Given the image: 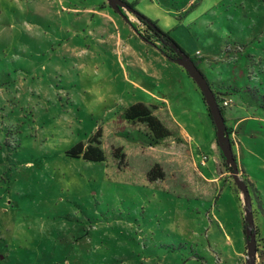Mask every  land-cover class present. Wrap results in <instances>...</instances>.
<instances>
[{
  "label": "rangeland",
  "instance_id": "1",
  "mask_svg": "<svg viewBox=\"0 0 264 264\" xmlns=\"http://www.w3.org/2000/svg\"><path fill=\"white\" fill-rule=\"evenodd\" d=\"M41 1L0 0L3 264H247L245 198L234 189L202 92L188 72L181 66L180 73L168 70L151 80L169 95L170 103L154 113L171 135L150 146L146 125L111 109L109 90L127 88L116 84L117 63L65 9L112 8L108 1L50 0L51 12ZM126 1L169 32L217 92L231 91L224 116L253 198L256 264H264V0ZM125 13L172 54L136 14ZM74 43L99 51L102 61L97 55L82 70L76 63L84 56L66 52ZM165 79L167 87L160 83ZM88 86L103 88L104 101ZM100 126L106 160L66 153ZM115 147L125 152L122 162L112 155ZM201 156L208 159L200 168L219 181L198 174L192 157L201 163ZM154 164L163 178H148Z\"/></svg>",
  "mask_w": 264,
  "mask_h": 264
},
{
  "label": "crops",
  "instance_id": "2",
  "mask_svg": "<svg viewBox=\"0 0 264 264\" xmlns=\"http://www.w3.org/2000/svg\"><path fill=\"white\" fill-rule=\"evenodd\" d=\"M52 2L54 1L52 0ZM41 4L44 9L47 8V10L51 12L52 7H50V0H42ZM65 9L68 11L73 10V12L76 13L74 20L84 22L88 28V33H92L94 35L95 41L97 43L103 44L107 47V55L111 56L113 62L117 63L119 67V75H117V78H115L116 84L124 83V85H127V88L117 89L115 91L116 93H113L111 91L112 89L108 88L110 89L109 94L115 97L114 103H116V105L113 106L115 108H111L116 110L115 115L119 116L121 114L120 112H123V110L128 105L135 102H144L148 105H154L156 108L159 104H165L166 102L170 103V98L168 93L166 94V89L163 88V93L161 94L160 92H157L155 89H153L150 83L152 79H162L163 74L166 73L165 71L171 70V72L176 71L177 73H180V68L182 67L181 65H178V63L175 64L174 60L168 58V56H166V54H164L158 46L141 37L138 31L134 28V23L130 20L128 15L127 17L122 16L113 8L108 6H78L73 8L68 7ZM77 29L79 28H75L76 32L79 31ZM122 30L126 35H128L129 39L133 40L132 42H129L130 40H125L123 38ZM197 51L198 49L196 52ZM66 52H68L75 59H77V57L80 58L84 56L80 62L77 61L76 63L82 70H88L87 68L91 66V63L94 60L96 61L97 55L100 61H102L103 58L102 53L99 51L89 49L87 46H80V44L77 43L67 46ZM107 55H105V57H107ZM168 81L169 79H165L160 83H165L166 85L164 87H167ZM88 89H92L95 91L96 95H100L98 98L99 102L104 101L103 88L88 86ZM225 97H228L232 100L230 94L225 95ZM160 110L161 109L158 111ZM120 124L123 125V123ZM103 126H105V124ZM103 126H100V128ZM235 136V132L232 128L231 138L233 141V150L237 141ZM234 139L236 141H234ZM212 148L215 150L214 142H212ZM203 157H205V155H203ZM203 157L201 156V163H199L196 158L192 157L194 164L197 167L199 166L198 174H200L206 180L219 181L220 175L209 176L203 169L200 168V165H207L208 158L204 160Z\"/></svg>",
  "mask_w": 264,
  "mask_h": 264
},
{
  "label": "trees",
  "instance_id": "3",
  "mask_svg": "<svg viewBox=\"0 0 264 264\" xmlns=\"http://www.w3.org/2000/svg\"><path fill=\"white\" fill-rule=\"evenodd\" d=\"M128 4L131 7H133L132 3H128ZM136 16L142 23H144L146 25V27L149 30H151L153 32V34L155 36H157L159 39L164 41V47L165 48L168 47L170 49V51L172 52V54L169 53L168 51H166L162 47H159V49L164 54H166V56H168V58L173 60L174 58H176L179 55L178 51L183 52V53L185 52L184 49L173 39V37H171L169 32L162 30L157 25V23L155 21L149 19L148 17H146L145 15H143L142 13H139V12H136ZM133 26L138 31V33L140 34L141 37H143L147 41H150V36H148L144 33H141L135 24H133ZM211 86H212V84H211ZM212 88H213V86H212ZM213 90L216 94V97H217L219 104H220L221 98L223 96L229 95L231 93V91H226L224 93L217 92L214 88H213ZM232 90H233V92H239L240 91L237 88H233ZM202 100L204 103L205 111H206L207 115L209 116V118H210V120L214 126L209 107L205 103L203 95H202ZM263 106H264V104H263ZM220 107H221V110L224 114V107L221 104H220ZM154 108H155V106L148 105L144 102H135V103L128 105L123 111L124 118L127 121H129L131 123H142V124L146 125V127L149 131L147 144H149L150 146L160 144L162 140H164L165 138H167L171 135L170 129L154 113ZM227 127H228V132L230 133V136H231L232 127H230L228 125H227ZM101 136H102L101 128L99 127L97 129V131L95 133H93L88 138V140L86 142L77 143L76 145H74L70 149H68L66 151V153L72 157H82L88 161H104L107 159V157H106L105 149L103 148V142L101 140ZM231 141H232V138H231ZM232 143H233V141H232ZM111 152H112L113 157L116 158L119 162H122L124 160L125 152L123 151V149L121 147H115L112 149ZM225 165L227 166V169L229 171H231V172L233 171V169L230 165H228L227 163H225ZM241 171H243L242 168H241ZM243 173H244V171H243ZM147 176L150 180H156L159 178H163L164 171L159 164H154L152 166V168L148 171ZM235 188L237 189V186L235 187V184H234V189ZM237 192H238L237 195L240 198L239 190H237ZM262 254L264 256L263 251H262ZM4 257H5L4 259L0 258V264L8 262L7 254H4Z\"/></svg>",
  "mask_w": 264,
  "mask_h": 264
},
{
  "label": "water",
  "instance_id": "4",
  "mask_svg": "<svg viewBox=\"0 0 264 264\" xmlns=\"http://www.w3.org/2000/svg\"><path fill=\"white\" fill-rule=\"evenodd\" d=\"M109 5L120 15L126 16L123 10H130L134 14L137 11L131 7L126 0H107ZM175 47V46H174ZM179 55L173 60L180 64L198 85L204 96L205 103L209 107L212 121L216 131V143L218 144L225 162L233 169L231 175L234 183L237 185L245 198V221L247 223L244 232L247 244V264H256L258 254V240L256 232V222L253 209V198L250 192L248 182L240 176V169L233 150L230 133L226 124L225 116L221 110L216 94L205 74L198 67L196 62L186 52L178 51Z\"/></svg>",
  "mask_w": 264,
  "mask_h": 264
},
{
  "label": "built area",
  "instance_id": "5",
  "mask_svg": "<svg viewBox=\"0 0 264 264\" xmlns=\"http://www.w3.org/2000/svg\"><path fill=\"white\" fill-rule=\"evenodd\" d=\"M231 103H232V100H231L230 98L225 97V96H223V97L221 98V102H220V104H221L223 107L230 106Z\"/></svg>",
  "mask_w": 264,
  "mask_h": 264
},
{
  "label": "flooded vegetation",
  "instance_id": "6",
  "mask_svg": "<svg viewBox=\"0 0 264 264\" xmlns=\"http://www.w3.org/2000/svg\"><path fill=\"white\" fill-rule=\"evenodd\" d=\"M124 12H125V10H123ZM256 229V228H255ZM256 232H257V229H256ZM257 234H258V232H257ZM258 236V235H257Z\"/></svg>",
  "mask_w": 264,
  "mask_h": 264
}]
</instances>
